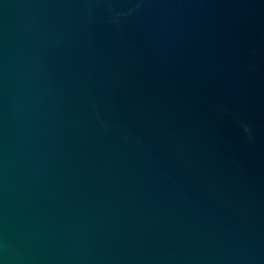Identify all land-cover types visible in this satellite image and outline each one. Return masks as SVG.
<instances>
[{
    "label": "water",
    "instance_id": "95a60500",
    "mask_svg": "<svg viewBox=\"0 0 264 264\" xmlns=\"http://www.w3.org/2000/svg\"><path fill=\"white\" fill-rule=\"evenodd\" d=\"M0 264H264V0H0Z\"/></svg>",
    "mask_w": 264,
    "mask_h": 264
}]
</instances>
